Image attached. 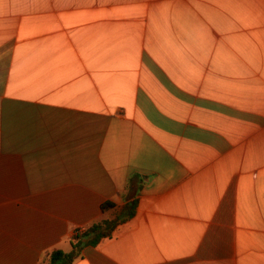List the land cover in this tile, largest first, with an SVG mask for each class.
<instances>
[{"label":"crops","instance_id":"1","mask_svg":"<svg viewBox=\"0 0 264 264\" xmlns=\"http://www.w3.org/2000/svg\"><path fill=\"white\" fill-rule=\"evenodd\" d=\"M264 264V0H0V264Z\"/></svg>","mask_w":264,"mask_h":264},{"label":"trees","instance_id":"2","mask_svg":"<svg viewBox=\"0 0 264 264\" xmlns=\"http://www.w3.org/2000/svg\"><path fill=\"white\" fill-rule=\"evenodd\" d=\"M138 202L139 199L134 198L130 203L120 209L111 202L103 203V212L115 210L114 217L103 219L84 231L79 230L71 241V251H52L48 255V264H74L81 257L85 247L99 245L104 240L111 238L119 226L132 220L136 215Z\"/></svg>","mask_w":264,"mask_h":264}]
</instances>
